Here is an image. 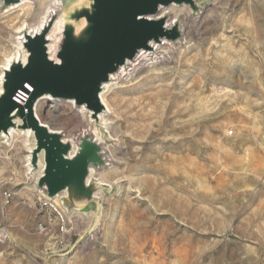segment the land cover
<instances>
[{
  "label": "rangeland",
  "instance_id": "rangeland-1",
  "mask_svg": "<svg viewBox=\"0 0 264 264\" xmlns=\"http://www.w3.org/2000/svg\"><path fill=\"white\" fill-rule=\"evenodd\" d=\"M198 1L172 12L184 41L106 93L112 166L98 179L112 188L82 213L63 208L66 233L40 206L24 140L0 143V264H264V0ZM43 12L41 0L0 9V74L18 27ZM39 116L67 138L88 125L67 103Z\"/></svg>",
  "mask_w": 264,
  "mask_h": 264
},
{
  "label": "water",
  "instance_id": "water-1",
  "mask_svg": "<svg viewBox=\"0 0 264 264\" xmlns=\"http://www.w3.org/2000/svg\"><path fill=\"white\" fill-rule=\"evenodd\" d=\"M4 9L19 6L24 0H1ZM72 6L80 0H62ZM196 0H87L74 8L64 26L63 39L55 58L49 51V34L60 18L56 12L40 33H24L26 62H12L4 71L0 95V139L10 130H31L34 134L32 166L45 167L37 188L53 200L64 194L68 210L82 213L96 201L105 186L90 181L91 170L105 169L104 146L91 131L78 134L75 144L62 132L52 130L39 116L43 101L47 104L71 102L85 108L103 129L100 115L107 111L102 101L105 86L121 69L127 68L144 52H155V45L184 41V23L162 11L172 6H187L199 13ZM83 23L81 27H77Z\"/></svg>",
  "mask_w": 264,
  "mask_h": 264
},
{
  "label": "bare ground",
  "instance_id": "bare-ground-1",
  "mask_svg": "<svg viewBox=\"0 0 264 264\" xmlns=\"http://www.w3.org/2000/svg\"><path fill=\"white\" fill-rule=\"evenodd\" d=\"M27 1L28 0H24L22 2V4L19 5V6L26 5ZM196 1H198V0H196ZM84 5H87V0H80V1L76 2L75 4H73L70 9L73 10L76 7H81V6H84ZM19 6H14L13 8H10V9L12 10V9H15V8H17ZM41 7L44 9L43 15L45 14V11L47 9L49 11L48 13L46 12L47 15L45 16L43 21L38 20V22L35 23V24H28L27 22H24L17 29V34H19L20 36L17 37V38L15 37L14 40H16V41L13 40L15 45H16V49H17V52H15L16 54H14V55H16V57H14L13 59L10 58L11 60L9 59V60H7V62H5L3 64V67H2V70H1V74H0V95L3 92L2 84H3V81H4V71L9 68V66L12 64V62H16V61L26 62L27 61L28 53H27V51L24 48V42H25L24 33L25 32H28L30 34L40 33L42 31V29L45 27V25L48 23L49 19L52 17V15L54 13H56V12H59L61 15H60V18L55 23L52 31L49 34V41L50 42H49L48 47H49L50 56H51L52 59L55 58L56 53L58 52V50L60 48V45H61L62 39H63L64 26L68 23V13H69V11L66 8V6L64 5L62 0H41ZM182 7L183 6H181V7L172 6L169 9L162 11V13L169 14L171 16V24H172L175 21H177L178 18H179V15L174 17L172 15V12H174V10L176 8H182ZM2 8H3V3L0 0V9H2ZM82 25H83V23H81L77 27L79 28ZM167 44H169V42H166L164 45H167ZM164 45H155V44H153V47L155 48V52L154 53L153 52H144L143 51L141 53V55L138 57L137 61L132 64L133 67L130 66L132 69L130 70L129 73H132V72H135L137 70L143 69L148 64L149 65L155 64L159 60H162L163 58H165L166 55L168 54V49L163 47ZM54 47H55V49H54ZM128 71H129L128 68H124L123 67L118 74L113 76V80H112L113 83L111 82L110 84H107L105 86V92L102 94V101L105 104V106L107 107V111L100 115V124L106 130H107V123L110 121L109 117H110V110H111V109H109L108 104L106 102V98H105L106 97V93H108L112 89V87L115 85L114 82H116L118 77L120 78V77H122L124 75L127 76L128 75ZM47 101H48V99H46L43 102H47ZM70 105L73 106V108H76L73 102H71ZM76 109L79 110V113H81L82 116L87 118L88 125L82 131V133L85 132V131H91L94 134V136L97 139V141H99L103 145L104 141H103L102 131L98 127L95 126V122H94V120L91 119L90 114L87 113L85 108H76ZM51 129L59 131V132H62V130L57 129V128L55 129L54 127H51ZM18 138H21V140H24L23 144L25 145L24 147H25L26 153H27V155L25 156V161H26L25 164H26V168L28 170L27 174L28 175H32V176L36 175L35 186L37 187L38 180L43 175V171H44L45 165H44V163H43V161L41 159L40 164H39V169L37 171H34V169H33V166H32V154H33L34 145H35L33 132L31 130L18 131V130L12 129V130H10L9 134H7V135L4 134L2 136V138L0 139V143H2V144L5 143V145H10L11 146L12 144H15L17 142L16 140ZM75 138H76L75 135H73L72 138H67L65 136V140L72 141L74 144L76 143L75 142ZM107 159H108L107 160L108 162L111 161V160H109V158H107ZM108 165L110 167L112 166L111 163L108 164ZM100 173H102V172H98V171L92 169L91 170V175H90V181H96V182H98L99 184H101V185H103L105 187H111L110 185H108V184L104 183L103 181H101V179H98ZM102 175L106 176V174H102ZM100 192H103V191H100ZM39 193H41L40 190H39ZM99 193L96 195V199H99ZM63 196H64V194L58 196L57 198H55V199H53L51 201H55V202L59 203V205L61 207H63L67 212L71 213L73 210H68L67 208L64 207V204H63V201H62V197ZM43 197H46V196H43Z\"/></svg>",
  "mask_w": 264,
  "mask_h": 264
},
{
  "label": "built area",
  "instance_id": "built-area-1",
  "mask_svg": "<svg viewBox=\"0 0 264 264\" xmlns=\"http://www.w3.org/2000/svg\"><path fill=\"white\" fill-rule=\"evenodd\" d=\"M166 42L163 43V45L165 44ZM141 55V54H140ZM139 55V56H140ZM138 56V57H139ZM138 57L136 58V60L134 62L137 61ZM133 62V63H134ZM130 64V66H132V64ZM130 66H128V70L130 72V70L132 69ZM133 67V66H132ZM112 80H113V77H112ZM230 136L234 135V132L233 131H230L229 133ZM5 142V141H4ZM4 146H6L9 150L10 149H13V145H5V143H3ZM41 192V191H40ZM42 198L39 199V203H40V206L42 209H46V210H49L51 211V214L54 216V220L55 222L58 223L59 225V228H60V231L61 233H66L68 228H69V219L68 217L64 214L63 211H65L63 209V207H61L57 202L55 201H51L50 199L46 198V197H43L45 196L43 192L40 193ZM3 199L5 201V205H10L11 201H12V193H10L9 191H5L3 193ZM44 231H47V228L44 227L43 228Z\"/></svg>",
  "mask_w": 264,
  "mask_h": 264
}]
</instances>
